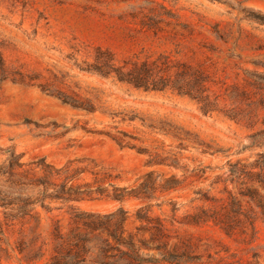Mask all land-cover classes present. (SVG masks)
I'll list each match as a JSON object with an SVG mask.
<instances>
[{"label": "rangeland", "instance_id": "obj_1", "mask_svg": "<svg viewBox=\"0 0 264 264\" xmlns=\"http://www.w3.org/2000/svg\"><path fill=\"white\" fill-rule=\"evenodd\" d=\"M262 164L264 0H0V264H264Z\"/></svg>", "mask_w": 264, "mask_h": 264}, {"label": "trees", "instance_id": "obj_2", "mask_svg": "<svg viewBox=\"0 0 264 264\" xmlns=\"http://www.w3.org/2000/svg\"><path fill=\"white\" fill-rule=\"evenodd\" d=\"M106 72L115 73L118 81L122 83H128L139 89L142 88L145 90H149V89L155 90L159 88V86L155 84V81L152 80L151 69L147 65H143V67L141 68H135V69L126 71L123 67H115L114 65L109 64L106 66ZM262 166H263V172H264V164H262ZM262 176L264 177V174ZM239 209H240L239 204H236V207H235L236 214L239 213L238 212ZM91 225L93 227L101 226V224L98 222H93L91 223ZM159 232H160L159 234H161V230ZM112 235L114 239H116L118 242H121L120 236L116 230H114ZM129 246L132 251V255L136 258H139L140 255H139L137 246L132 242L129 243ZM107 251H108L107 249L103 248L101 249V254H105ZM257 263L259 264V262ZM208 264H211V263H208Z\"/></svg>", "mask_w": 264, "mask_h": 264}]
</instances>
